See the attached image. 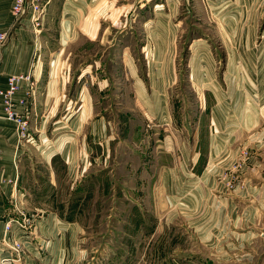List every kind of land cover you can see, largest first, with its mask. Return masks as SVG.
I'll return each instance as SVG.
<instances>
[{
	"label": "crops",
	"instance_id": "0c3cea01",
	"mask_svg": "<svg viewBox=\"0 0 264 264\" xmlns=\"http://www.w3.org/2000/svg\"><path fill=\"white\" fill-rule=\"evenodd\" d=\"M121 1L41 0L38 18L31 14L16 18L11 12L13 0H0V33L7 34L0 49V264L12 253L5 223L17 214L16 205L20 204L22 211L40 216L34 232L44 239L46 251L38 256L29 242L21 263L5 264H45L53 261V256L61 259L68 252L85 251L79 249L76 239L88 229L85 225L97 205L92 196L96 198L103 189L112 190L106 179L116 176L120 147L132 141H137L130 148L136 159L138 149L144 159L130 172L127 166V172L136 175L132 188L142 192L140 200L145 197L149 203L153 197L155 204L165 206L167 193L179 187L184 174L191 175L196 177V204L207 207L200 212L203 217L205 210L210 211L209 204L219 201L215 192L223 188L220 177L230 166L231 155H225L223 149L227 143L242 138L246 128L257 125V104L244 98L237 112L242 119L245 115L243 123L239 124L238 119L211 118L206 138L199 123L203 116L198 115L189 123V129L194 128L192 134L184 137L183 121L176 119L178 108L170 96L179 83L175 57H159V51L155 53L157 57H133L128 44L115 57H83L87 55V41L103 42L106 30L101 26V15H110V28H114V15L132 14L135 0H123L119 5ZM174 38L172 28L163 46L173 50ZM75 45L78 53L72 48ZM76 54L79 64H83L80 69L76 57H71ZM140 58L143 63L145 60L143 69ZM202 68L201 73L205 67ZM197 72H191L193 87V81L201 77ZM10 77L17 78L18 87L8 96ZM202 83L206 95L212 90L220 107L229 104L219 97V92L216 96L213 80L212 89L207 87L211 86L208 81ZM193 89L196 94L200 92ZM260 89L263 93L264 88ZM235 93L241 97L243 87L235 89ZM199 98L206 110L216 107L205 93L203 101ZM8 105L26 121V137H20L19 123L8 117ZM114 111H120L121 132L111 117ZM92 177L94 180L88 181ZM248 188L249 194L246 187H240L237 194L241 199L251 195L255 206L249 213L240 211V225L247 220L246 214L249 218L255 216L256 221L264 220V184ZM226 199L219 203L223 213L225 204L234 205L232 198ZM202 217L196 220L201 223ZM209 232L207 236H211ZM18 234L14 232V236Z\"/></svg>",
	"mask_w": 264,
	"mask_h": 264
},
{
	"label": "rangeland",
	"instance_id": "374dc122",
	"mask_svg": "<svg viewBox=\"0 0 264 264\" xmlns=\"http://www.w3.org/2000/svg\"><path fill=\"white\" fill-rule=\"evenodd\" d=\"M114 16L117 24L110 28L112 17L101 15V26L107 34L102 44L87 41V55L83 57H115L126 44L131 46L129 54L133 57H157L156 51L159 57H175L179 83L170 96L171 103L178 108L176 119L183 121L184 137L192 134L194 128L189 129V123L197 120L198 115L203 116L199 123L206 138L211 118L238 119V123H243L245 115L242 119L237 112L244 98L257 104L259 120L257 125L245 127L242 138L227 143L223 149L225 155H231L230 166L220 177L223 188L215 192L219 201L211 202L210 211L205 210L203 217L200 212L207 207L196 204V177L191 175L184 174L179 187L167 193L165 206L155 204L153 197L149 203L145 197L140 200L142 192L132 188L136 175L128 173L127 166L130 172L137 164H143V156L138 149L137 160L130 149L137 141L120 145L117 174L106 179L113 188L98 191L96 198L93 194L96 212L89 215L85 225L88 229L76 239L79 249L85 251L68 252L61 259L53 256V261L45 264H264V220L256 221L255 216L249 218L246 214L247 220L240 225V211L251 212L255 199L251 195L241 199L237 194L240 187H246L249 194V185L261 188L264 184V90L261 93L260 89L264 88V0H135L132 14ZM158 21L162 23L158 24L161 30L158 27L153 31ZM172 28L175 38L173 50H169L163 43ZM111 37L113 41L109 40ZM72 48L78 53L77 45ZM71 57H76L80 69L83 64H79L78 54ZM140 63L143 69L145 60L143 63L140 58ZM203 66L205 76L200 72ZM193 69L202 77L193 81L198 94L190 80ZM212 80L216 96L219 92V97L229 102L223 108L212 90H208V95L204 91L202 81L211 83L207 86L211 88ZM238 87L244 89L241 97L235 93ZM204 93L209 102L215 101L214 109L206 110L203 106L199 97L203 101ZM109 103L110 100L104 104ZM119 116L120 111L111 115L121 132ZM107 181H102L103 186ZM226 198H232L234 205L225 204L223 213L219 203L226 202ZM199 217L201 223L196 220ZM208 230L211 236L206 235Z\"/></svg>",
	"mask_w": 264,
	"mask_h": 264
},
{
	"label": "built area",
	"instance_id": "2783aa9c",
	"mask_svg": "<svg viewBox=\"0 0 264 264\" xmlns=\"http://www.w3.org/2000/svg\"><path fill=\"white\" fill-rule=\"evenodd\" d=\"M41 0H13L11 12L16 18L24 17V15L31 14L33 18H38L42 12ZM7 41V34L0 33V49ZM17 78H9V88L7 90V95L9 96L13 93L17 86ZM8 102L9 99H7ZM6 111L10 119H15L19 123V135L20 137L27 136L28 125L26 121L18 116L16 110L12 106H7ZM31 138V137H30ZM22 206L16 205L17 214L8 217L5 223V235L8 239L7 245H9V250L12 252L11 256L3 257L1 259L2 264L6 262L21 263L23 259V254L27 249L26 243H32L34 245L35 252L38 256L43 255L46 251L44 246V239L40 238L34 229L39 223L40 216L35 214L27 213L22 211ZM18 231L19 234L14 236V232Z\"/></svg>",
	"mask_w": 264,
	"mask_h": 264
}]
</instances>
